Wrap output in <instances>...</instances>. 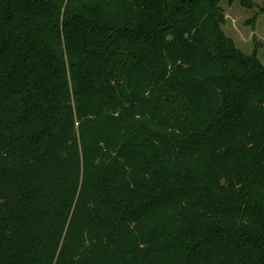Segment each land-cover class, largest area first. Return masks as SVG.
<instances>
[{"label": "trees", "instance_id": "trees-1", "mask_svg": "<svg viewBox=\"0 0 264 264\" xmlns=\"http://www.w3.org/2000/svg\"><path fill=\"white\" fill-rule=\"evenodd\" d=\"M221 1L0 0V264H264V63Z\"/></svg>", "mask_w": 264, "mask_h": 264}, {"label": "rangeland", "instance_id": "rangeland-1", "mask_svg": "<svg viewBox=\"0 0 264 264\" xmlns=\"http://www.w3.org/2000/svg\"><path fill=\"white\" fill-rule=\"evenodd\" d=\"M251 6L242 5L240 0H222L227 22L225 34L233 39L236 47L246 55L255 50L264 63V0H250Z\"/></svg>", "mask_w": 264, "mask_h": 264}]
</instances>
